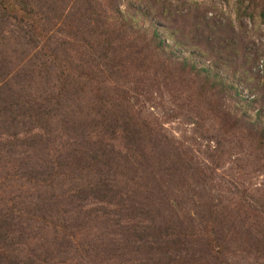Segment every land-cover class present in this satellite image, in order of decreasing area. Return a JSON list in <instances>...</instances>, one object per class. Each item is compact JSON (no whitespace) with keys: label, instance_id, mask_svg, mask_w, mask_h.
I'll return each mask as SVG.
<instances>
[{"label":"rangeland","instance_id":"obj_1","mask_svg":"<svg viewBox=\"0 0 264 264\" xmlns=\"http://www.w3.org/2000/svg\"><path fill=\"white\" fill-rule=\"evenodd\" d=\"M0 232V264H264V0H0Z\"/></svg>","mask_w":264,"mask_h":264},{"label":"trees","instance_id":"obj_2","mask_svg":"<svg viewBox=\"0 0 264 264\" xmlns=\"http://www.w3.org/2000/svg\"><path fill=\"white\" fill-rule=\"evenodd\" d=\"M40 129L43 131L42 128H40ZM101 187H102V192L105 193L104 184H101ZM105 203H107V202H105ZM4 239H5V234L2 233V232H0V241H3ZM1 247H2L1 249H3V251H4L5 246L2 245ZM11 254H12V251L11 250H9L8 254L5 253V252H0V261H2V260L5 261L6 260L5 257L13 258L14 260H16V257L15 256H12ZM27 261L28 262H26V264H32L31 260L28 259Z\"/></svg>","mask_w":264,"mask_h":264}]
</instances>
